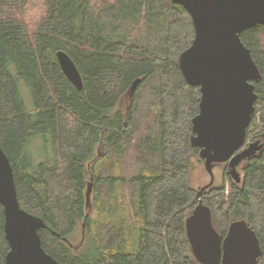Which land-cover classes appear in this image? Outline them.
<instances>
[{"label":"trees","instance_id":"trees-1","mask_svg":"<svg viewBox=\"0 0 264 264\" xmlns=\"http://www.w3.org/2000/svg\"><path fill=\"white\" fill-rule=\"evenodd\" d=\"M195 35L173 0H0V144L20 206L46 222L41 243L59 262L200 264L185 223L201 199L221 236L233 221L247 222L264 264V148L245 161L243 188L228 179L198 197L192 185L202 93L179 62ZM240 38L261 74L246 141L264 144V25ZM59 51L76 64L82 90L63 73ZM4 217L0 205V264L10 251Z\"/></svg>","mask_w":264,"mask_h":264},{"label":"water","instance_id":"water-1","mask_svg":"<svg viewBox=\"0 0 264 264\" xmlns=\"http://www.w3.org/2000/svg\"><path fill=\"white\" fill-rule=\"evenodd\" d=\"M192 17L195 39L180 57L185 81L200 87V113L193 118V147L200 149L211 182L201 188L198 197L213 186L214 168L228 164L227 175L241 184L240 165L264 148L260 141L245 146L247 131L255 112L257 95L252 82L261 78L250 50L240 40L245 30L264 25V0H173ZM57 60L68 80L83 89V79L73 59L64 51ZM135 80L131 97L141 84ZM10 159L0 144V205L4 209L5 237L10 246L5 264H63L48 254L40 229L46 222L21 208ZM94 183L87 188L90 206ZM244 187V183H243ZM199 201L188 217L187 237L192 253L200 264H259L263 251L256 232L244 220H236L223 237L214 227L212 210Z\"/></svg>","mask_w":264,"mask_h":264},{"label":"rangeland","instance_id":"rangeland-1","mask_svg":"<svg viewBox=\"0 0 264 264\" xmlns=\"http://www.w3.org/2000/svg\"><path fill=\"white\" fill-rule=\"evenodd\" d=\"M37 14V11H33L32 12V15H35ZM146 92V91H145ZM148 116H152L150 117L149 121L151 120V118L155 117L154 113L148 115ZM105 134V133H103ZM251 141H249L248 143H250ZM32 147L31 149V159L32 161H35L36 162V156H37V152H36V148H38V144L37 143H33L31 144L30 148ZM36 166V165H35ZM226 166V168H225ZM227 165L226 164H221L220 166L217 165L215 167V169L213 170L214 171V176H215V182L213 183L214 185H222L223 182H225L226 184H228L229 182V178L227 176ZM239 171H241L242 175L244 173V170H242V167H239L238 169ZM192 180H193V184L192 185H195V188L197 189H201L205 186H207L208 183L211 182V177L210 175L207 173L206 169H205V165H204V161L201 160V162L197 165L196 169L194 170V174H193V177H192ZM95 194L96 192L94 191V193H92V196H91V201L94 200V197H95ZM201 200V199H200ZM199 200V201H200ZM103 211V210H101ZM87 212L92 215L94 212H93V209L91 210H87ZM88 215V214H87ZM83 224H80L79 228H78V231L74 234V236L72 237V242L74 244V246H81V240L85 239L84 236H83ZM92 233H89V236L87 235L86 237V245H90L92 243V234H94V230L92 229L91 230Z\"/></svg>","mask_w":264,"mask_h":264},{"label":"flooded vegetation","instance_id":"flooded-vegetation-1","mask_svg":"<svg viewBox=\"0 0 264 264\" xmlns=\"http://www.w3.org/2000/svg\"><path fill=\"white\" fill-rule=\"evenodd\" d=\"M227 166H228V164H227ZM240 166L242 167V169H244L243 163Z\"/></svg>","mask_w":264,"mask_h":264},{"label":"bare ground","instance_id":"bare-ground-1","mask_svg":"<svg viewBox=\"0 0 264 264\" xmlns=\"http://www.w3.org/2000/svg\"><path fill=\"white\" fill-rule=\"evenodd\" d=\"M246 31V30H245Z\"/></svg>","mask_w":264,"mask_h":264}]
</instances>
